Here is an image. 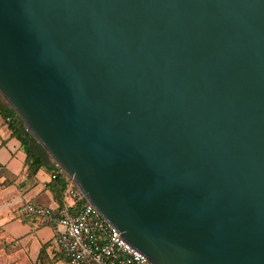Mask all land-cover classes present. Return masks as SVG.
<instances>
[{"label": "water", "instance_id": "water-1", "mask_svg": "<svg viewBox=\"0 0 264 264\" xmlns=\"http://www.w3.org/2000/svg\"><path fill=\"white\" fill-rule=\"evenodd\" d=\"M0 94L154 264H264V0H0Z\"/></svg>", "mask_w": 264, "mask_h": 264}, {"label": "crops", "instance_id": "crops-1", "mask_svg": "<svg viewBox=\"0 0 264 264\" xmlns=\"http://www.w3.org/2000/svg\"><path fill=\"white\" fill-rule=\"evenodd\" d=\"M0 264H37L42 246L50 243L48 253L52 264H68L66 257L54 262V227L40 225L36 218L21 212L22 206L33 201L58 208L60 205L48 184L52 173L48 167L29 176L26 153L21 142L11 136L7 123L0 116ZM67 197L65 199V202Z\"/></svg>", "mask_w": 264, "mask_h": 264}, {"label": "built area", "instance_id": "built-area-1", "mask_svg": "<svg viewBox=\"0 0 264 264\" xmlns=\"http://www.w3.org/2000/svg\"><path fill=\"white\" fill-rule=\"evenodd\" d=\"M61 171L64 170L59 166L52 178ZM66 197L64 205L58 208L28 201L21 212L34 216L40 225L54 227L52 244L65 255L68 264H154L93 204L88 200L78 202L85 195L74 180Z\"/></svg>", "mask_w": 264, "mask_h": 264}, {"label": "trees", "instance_id": "trees-1", "mask_svg": "<svg viewBox=\"0 0 264 264\" xmlns=\"http://www.w3.org/2000/svg\"><path fill=\"white\" fill-rule=\"evenodd\" d=\"M0 116L7 123V126L11 131V136L17 138L22 144V148L26 153V166H28L29 176L37 174L43 167H48L53 170V172L59 169V166L51 158L47 149L38 141L35 135L25 127L23 119L1 94ZM3 172L4 169L2 167L0 168V176L4 175ZM72 182L73 179L67 173L61 171L55 178H52L48 184L61 206L65 203L66 192ZM86 201L87 199L82 197L78 202L83 204ZM49 246L50 243H45L42 246L37 264H52V259H50L47 250ZM62 256L65 257L63 253L55 252L53 263L60 260Z\"/></svg>", "mask_w": 264, "mask_h": 264}]
</instances>
